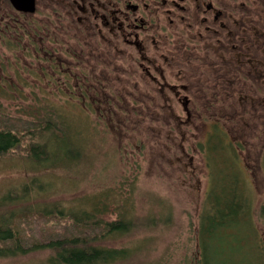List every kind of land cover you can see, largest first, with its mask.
I'll return each mask as SVG.
<instances>
[{"label":"flooded vegetation","instance_id":"af4514ba","mask_svg":"<svg viewBox=\"0 0 264 264\" xmlns=\"http://www.w3.org/2000/svg\"><path fill=\"white\" fill-rule=\"evenodd\" d=\"M0 41V84L71 93L120 129L151 119L191 161L206 130L264 119V0H0Z\"/></svg>","mask_w":264,"mask_h":264},{"label":"rangeland","instance_id":"374dc122","mask_svg":"<svg viewBox=\"0 0 264 264\" xmlns=\"http://www.w3.org/2000/svg\"><path fill=\"white\" fill-rule=\"evenodd\" d=\"M11 53L0 41L4 63L11 60ZM30 62L27 58L26 63ZM2 80L0 115L40 126L24 133L18 147L0 156V217L42 203L62 211H89L91 203L107 194L106 212L98 215L101 221L115 222L122 211L137 220L129 232L109 234L94 242L128 251V256L111 264H200L203 213L207 209V214L225 211V201L235 199L237 203L239 199L247 206L237 209L238 221L248 212L258 242L264 241L263 118L244 120L241 124L246 125L249 136L231 133L235 136L226 137V142L206 130L193 140L197 147L193 151L186 143L191 161L180 148L169 145L171 135L148 130L156 127L151 119L143 122L145 130H138L131 120L135 114L121 112L123 120L119 121L125 127L120 129L115 116L103 119L80 109L78 100L69 98L71 93L53 88L41 93L26 85L10 90L8 76ZM58 134L60 141L55 140ZM47 144L59 147L63 155L45 159L42 146ZM36 145L39 147L31 155L29 150ZM122 200L126 203L119 210L116 207ZM66 220L54 216L46 222L33 217L29 219L32 228L20 221L27 235L33 231L43 238L44 232L51 235L62 229ZM243 230L238 223L219 227V233L230 239ZM54 254L49 248L35 249L2 258L0 264H52Z\"/></svg>","mask_w":264,"mask_h":264},{"label":"trees","instance_id":"16d2710c","mask_svg":"<svg viewBox=\"0 0 264 264\" xmlns=\"http://www.w3.org/2000/svg\"><path fill=\"white\" fill-rule=\"evenodd\" d=\"M38 126L40 125L0 115V156L10 149L18 147L22 143L23 134L35 131ZM60 139V135H56L55 140L60 141ZM37 146L30 148L31 155L33 151H36L35 147ZM42 147V153L45 150V155H43L45 159H59L60 155H63L58 149L59 147L49 148L48 144ZM35 158L40 159L39 157ZM13 200L14 197H12V202ZM125 201L122 200L116 208L123 209ZM127 201L130 200L127 199ZM108 202L106 194L105 197L96 200L94 204L91 203L92 207L89 211L73 208L62 211L61 209L57 210L54 205L49 207L42 203L45 205H32L25 209H13L7 214H1L0 259L15 257L21 253L43 248L52 249L55 253L50 259L52 264H111L125 258L128 256L126 249L108 248L94 244L98 239L105 238L109 234L129 232L137 221L133 218L134 216L127 215V211H122V214L118 216L119 219L115 222L101 221L98 215L106 212ZM223 205L225 211L211 212V215L207 214L210 212L207 209L202 215L199 231L200 264H264V241L262 239L258 242L259 240L256 238L258 231L255 233L254 228L249 225L250 215L247 212L243 221L237 219V209H243L247 205L239 199L237 203L235 199L227 200ZM54 216H63L67 220L62 229L51 233V235L50 232L48 234L44 232L43 238L36 236L33 231L27 235L22 227L23 223L20 221L31 226L29 219H33V217L36 220L48 222ZM232 223L240 224L244 229L243 232L230 235L233 237L232 239L219 233V227L229 226ZM32 224L38 226L37 222H32ZM211 238L213 239L211 240Z\"/></svg>","mask_w":264,"mask_h":264},{"label":"bare ground","instance_id":"6f19581e","mask_svg":"<svg viewBox=\"0 0 264 264\" xmlns=\"http://www.w3.org/2000/svg\"><path fill=\"white\" fill-rule=\"evenodd\" d=\"M16 120H17V119H16ZM21 121H22V120H21ZM26 121H27V120H26ZM26 121H25V122H26ZM210 228H211V227H210ZM245 230H246V229H245ZM241 233H242V232H241ZM246 233H247V232H246ZM245 235H246V234H245ZM207 237H208V236H207ZM209 238H210V237H209ZM212 239H213V238H211V240H212ZM207 240H208V238H207Z\"/></svg>","mask_w":264,"mask_h":264}]
</instances>
